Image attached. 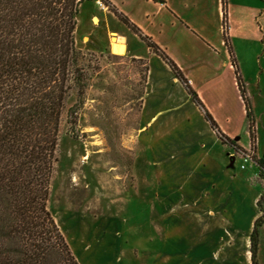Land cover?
<instances>
[{"label": "rangeland", "instance_id": "374dc122", "mask_svg": "<svg viewBox=\"0 0 264 264\" xmlns=\"http://www.w3.org/2000/svg\"><path fill=\"white\" fill-rule=\"evenodd\" d=\"M95 1L100 9L90 14L94 0H84L77 17L88 86L75 108L76 123L68 122L76 90L62 114L48 199L73 254L80 264H252L250 237L253 220L264 217L257 204L264 176L254 160L259 156L251 147L236 69L228 71L223 62L235 59L255 145L264 156V0H226L233 55L222 36L221 0L215 1L219 17L214 10L204 22V35L185 20L196 19V9L211 13L212 0H175L182 23L173 24L170 15L146 19L138 11L131 19L191 78L204 109L234 146L209 138L208 123L177 77L149 56L146 41L123 21L122 31L140 55L110 51L109 31L119 26L109 7ZM160 21L166 24L161 33ZM212 205L229 208L231 228L212 222ZM257 234L255 261L264 264V221Z\"/></svg>", "mask_w": 264, "mask_h": 264}, {"label": "trees", "instance_id": "16d2710c", "mask_svg": "<svg viewBox=\"0 0 264 264\" xmlns=\"http://www.w3.org/2000/svg\"><path fill=\"white\" fill-rule=\"evenodd\" d=\"M83 1L0 0V264H80L48 209V199L62 114L71 91L76 90V102L68 109V122L76 123L75 108L83 103L88 86L84 53L76 43ZM102 1L169 65L219 139L234 146L178 65L127 15L109 0ZM226 4L222 0L223 36L233 55ZM232 64L253 149L251 105L233 56ZM254 160L264 176V159L254 156ZM263 200L261 194L257 204L264 214ZM262 221L264 217L255 220L250 237L252 264H256L257 227Z\"/></svg>", "mask_w": 264, "mask_h": 264}, {"label": "crops", "instance_id": "0c3cea01", "mask_svg": "<svg viewBox=\"0 0 264 264\" xmlns=\"http://www.w3.org/2000/svg\"><path fill=\"white\" fill-rule=\"evenodd\" d=\"M109 1L118 10V12H121V13L127 15L130 18V20L132 19V20L136 21V19H135L136 17H134L136 15H134V14H136V11H138L139 13H144L146 19H149L150 18L149 16H151V15H152V17H155L156 15L159 14L164 19L167 17V15H170L173 24L178 23L179 21L182 23L181 19H182L183 9H181L178 6L179 3L177 4V2H176L177 0L176 1L175 0H145L144 8H141L142 0H140L138 9L135 8L137 6V0H109ZM212 1H213L212 3L214 4L216 0H212ZM213 4H212V6H213ZM93 5L94 6L91 7V9H89L90 14L91 13L93 14V10H97L99 8L97 6V3H96L95 0H94V4ZM215 5H216L215 8L213 9V7H212V9H211V13H209V12H207L205 10L196 9V15H197L196 19L197 20L196 19H191V20L186 19L185 20L186 22L189 23L188 24L189 27L191 29H193V30H196L198 33H201L202 35H204V32H206L205 31L204 22H209L211 20V17H213L212 14L214 13V10H215V14L217 12V17H219L218 11L220 9V5H218V2L215 3ZM212 10H213V12H212ZM108 12L110 13L111 17H113L114 21H116V23H117V25L119 27H118V29L116 31H112V30L109 31V35H108L109 38H107V40L111 38V36H110L111 32H115L118 36H120L124 40V45H125V49L123 51L124 53L122 52V53H117L116 54V53H114L112 51L111 43L108 41V47H109L110 51L112 53H114L116 55H120V56L133 55V56L139 57L140 53L138 51H136L134 46H132L130 44V40H129L128 35L124 31H122L123 29L121 27V24H122L121 23L122 22L121 19L112 10L109 9ZM220 15H221V26H222L221 29H222V36H223V24H222L223 5H222V0H221ZM93 16H96V15H93ZM160 20H161V18H160ZM200 20H201V22H199ZM165 26H166V24H164L162 21H160L159 28L157 29L159 31V33H161V31L163 30V27H165ZM238 27H239L238 28L239 36L241 38H244L245 34H246V31L244 30L243 24L241 22H239ZM134 34L136 36L141 37L139 34H136L135 32H134ZM223 40H224V36H223ZM156 41H158V43H160V45H162L160 40H156ZM224 43H225V41H224ZM147 53H150L149 56L153 57L154 59H156L155 61H158L160 64L164 65V68L172 71L170 69L169 65L159 55L155 54L148 47V45H147ZM223 65L225 66V68L228 69V71L235 70V67L233 66L232 62L224 61ZM230 68L233 69V70H230ZM233 74H234L235 79H236L235 71H233ZM188 79H189V81H190V83H191V85L193 87V85H194L193 81L191 80V78H188ZM236 83H237V79H236ZM180 84H181V86H183L181 82H180ZM237 87H238V84H237ZM238 91H239V88H238ZM186 93H187V91H186ZM239 93H240V91H239ZM188 96L191 97L189 94H188ZM191 100H192V98H191ZM242 101H243V99H242ZM243 103H244V101H243ZM194 105L196 106L195 103H194ZM196 107L198 108V110L202 114V117L204 118V115H203L202 111L199 109L198 106H196ZM244 107H245V104H244ZM245 112H246V109H245ZM204 120L208 123V121L205 118H204ZM254 126H255V124H254ZM204 127H206L207 131H209V135H212V136L209 137L210 139L213 137V139H215L217 141H220L222 144H225L219 139V137L217 136L215 131L211 128L209 123H208V126L204 125ZM255 143L257 144V137L254 140V145H255ZM244 147H246V146H244ZM251 147H252V144H251ZM253 149L255 150V152L257 153L259 158H263L264 159V156H261V154L258 152L257 145H255ZM192 210H198L197 212H204V208L199 207V206H192ZM207 215L211 216L212 222L215 223V224L218 223L217 225L220 224L221 226H229V228H231L230 225L233 224L231 216H230V210L227 207L217 206L216 210H215L214 206L212 205V206L208 207ZM232 218H234V217L232 216ZM254 219H255V217H254ZM253 224H254V220H253Z\"/></svg>", "mask_w": 264, "mask_h": 264}, {"label": "bare ground", "instance_id": "6f19581e", "mask_svg": "<svg viewBox=\"0 0 264 264\" xmlns=\"http://www.w3.org/2000/svg\"><path fill=\"white\" fill-rule=\"evenodd\" d=\"M92 20L95 24L97 25L99 24V18L97 16H93ZM110 36H111L110 43H111L112 51L116 54L122 53L125 49L124 40L120 36H118L115 32H111Z\"/></svg>", "mask_w": 264, "mask_h": 264}]
</instances>
